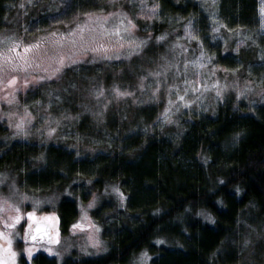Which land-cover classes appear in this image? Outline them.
<instances>
[{
  "label": "trees",
  "instance_id": "16d2710c",
  "mask_svg": "<svg viewBox=\"0 0 264 264\" xmlns=\"http://www.w3.org/2000/svg\"><path fill=\"white\" fill-rule=\"evenodd\" d=\"M151 1L159 9L152 14L153 28L144 33H167L160 43H169L178 24L192 20L198 42L211 53L213 65L238 67L244 61L224 54L221 45L211 49L216 21L227 29L245 30L264 39L259 27L261 0H216L214 8L212 0ZM132 6L128 4L131 12ZM133 18L143 30L135 11ZM99 67L88 72L71 68L64 85L73 90L94 86L99 84L96 77L104 75L100 88L109 93L112 71L102 73ZM84 76L89 79L83 80ZM129 85L120 80L117 84ZM65 94L63 99H67ZM129 100L124 98L125 106L108 103L102 120L97 115L96 120L78 114L69 104L62 108L67 114L79 115L70 127L77 139L86 144L98 139L102 149L93 157L78 155L75 159L77 153L67 150L64 158L59 142L48 155L23 143L4 150L7 153L0 158V168L18 170L21 181L30 187L61 188L70 180L74 184L88 176L82 177L83 182L89 180L97 193L114 184L125 194L124 216L113 230L104 229L107 252L97 257L70 255L62 264H127L144 250L151 256L150 264H264V103L253 105L231 98L221 102L214 114H189L180 131L171 134L165 126L157 127V105L133 109ZM129 109H133L131 114ZM106 135L113 144L103 140ZM59 214L66 232L78 214L76 201L64 198ZM21 262L29 264L24 258ZM30 262L58 264L43 253Z\"/></svg>",
  "mask_w": 264,
  "mask_h": 264
},
{
  "label": "rangeland",
  "instance_id": "374dc122",
  "mask_svg": "<svg viewBox=\"0 0 264 264\" xmlns=\"http://www.w3.org/2000/svg\"><path fill=\"white\" fill-rule=\"evenodd\" d=\"M204 3L205 1L202 4L204 5ZM61 4L62 0H0V50L8 46L6 42H3L5 37L20 39L23 43H32L40 40L41 47L33 49L29 55L40 60L42 66H49L51 64L50 57L53 54L59 52L68 54L70 51L69 45H65L62 49H54L49 43L52 39L49 36L50 32H65L76 23L84 24L85 18L82 15L83 12L103 15L121 10L128 13L132 18L135 11L137 18L142 22V26L145 27L141 30L137 25L136 29L132 30L134 37L138 39L150 37L149 44L139 55L133 54L130 59L125 58L123 54L117 58L114 55L117 49L111 46L118 44L119 41L114 35L112 37L103 35L98 22L92 20L88 21V27L92 28L95 26L96 30L94 32L86 30L83 43L85 46H95L98 43L109 45L108 56H111V59H108L103 52L93 53L88 51L84 53L83 51H78L76 56H82L83 59L75 65L67 66L63 72L65 75L63 78H61L62 74L59 78L35 84L32 83L33 77L42 73L29 72L25 74L24 72H20L16 100L12 104L6 102L3 98V91H0V158L4 157L7 153L4 150H13L16 146L23 143L28 145V148L32 150L39 148L41 155L45 152L48 155L51 154L50 148L59 142L61 146L57 147L62 150L61 156H64V158H66L65 153L67 152L65 151L67 150L74 154L77 153L75 159H77L78 155H82L81 158L85 155H87V158L89 156L93 157L95 153L102 149L97 142L98 139L93 138L90 144H86L83 140L77 139L74 136L73 127L72 129L70 128L74 124L75 119L79 117V113H85L89 118L97 120L96 115L102 112V115H97L102 120L104 108H106L105 105L108 103L122 102L121 104L125 106L124 98L126 97L117 98L112 93L113 86H117L120 80L125 84L130 83L129 88L118 87L121 90H129L133 93L129 97L133 109L138 105L153 104L157 105L155 114L161 116L164 108L168 105V100H176L175 91L173 90L170 94L168 86L179 84L181 94H184L183 80L189 79L195 81L198 79L192 65H189L187 75L185 76L183 71L184 60H194L200 56L202 50L209 60L201 61L204 63V68L200 70V74L203 77L200 83L212 84L214 80H219L222 87L227 85L222 90L221 98L217 97L214 87L208 88L206 91L201 89L195 93L189 92L185 98L192 100L193 104L184 107L181 101H177L179 111L175 110L177 105H173L172 122L160 119L157 122L158 128L164 129L165 126L171 134H177L183 125L184 119L189 114L199 116L214 114L221 102L228 101L231 98L237 101L243 100L253 105L259 102L264 103L261 93V90L264 89V44H261V42H264V39H260L261 35H258L256 38L247 34L245 30L238 29L230 32L227 28L220 27L219 32H214V45H212L213 48L211 47V49L216 50L215 46L221 45L224 54L229 53L238 58L243 57L244 61L238 67L219 66L213 65L211 53L204 49L202 44L197 40H189L185 35L184 26L188 22L178 24L173 31L174 35L172 36H174V39L170 38L171 41L169 43L167 41L163 43H160L162 41L157 42L155 38L160 36L158 34L144 33L153 28L151 9L156 4L154 1L78 0L76 9L67 15L57 13L56 10ZM128 4L133 5L132 8L134 10L132 12L128 9ZM261 5L262 0L259 6V27L264 34V27H261L262 23H264V12L261 11ZM95 9L100 11H94ZM101 10L103 11L101 12ZM138 13L143 14L137 15ZM176 20L179 21L178 18ZM119 21V16L111 17L104 22V28L111 30L113 27L119 26ZM121 34L123 35V33ZM197 34L198 29L193 22V35L197 36ZM92 36H95L94 40L91 39ZM178 37L181 38L178 43L183 45L187 51H183L179 47L172 48V45L177 43ZM247 37H251V39ZM131 38L130 36H125V48L119 49L120 53H126V42ZM242 38L245 39V43L239 45V51H236L238 41ZM76 56L73 58L75 59ZM168 61H172L173 63L178 62L180 67L179 74H177L175 68H171L167 76L163 72L159 77L148 75L151 71H160L158 66ZM96 65L100 66L99 71L102 73L112 71L110 76L113 81L111 85L113 86L109 88V93L104 92L102 97L97 98L92 92L94 88L99 89L101 87L102 82H104V75H102L103 78L100 77L98 79V76L96 77L97 82H99V84H96L99 88L95 84L94 86L78 87L73 90L64 85L68 75H70L69 70L71 68L78 67L80 71L86 70L88 72L95 70ZM135 73H137V77H135ZM8 76L9 73L5 71L4 79L6 80ZM141 76L145 77L143 89L139 86ZM25 78L30 81L27 87L23 84ZM132 78L133 81L130 80L128 82ZM82 79L88 80L89 78L88 76H84ZM249 81H251L250 84L248 83ZM158 82L159 91L154 94L152 90L157 87ZM63 85L66 88L62 87ZM9 91L11 90L9 89ZM238 92L243 93V95L238 96ZM49 93H52V95L50 96ZM63 94H65V98L72 100L63 99ZM154 95L155 98H153ZM56 97H60V99L57 100ZM68 104L73 109H77V117L76 114H67V111L62 110ZM25 105H27L28 112L31 113L30 117L25 115ZM125 109L126 107L123 108L124 111H126ZM133 109H129L130 112L128 113L131 114ZM12 113L14 115H10ZM21 118L24 119L23 128L17 129L15 125ZM49 126L56 129L55 133L51 136L47 132ZM103 140L106 143L113 144L111 136L106 135L103 137ZM62 144H66L68 149L66 146H62ZM22 168L26 172V166ZM21 176L22 174L18 170H13L7 166L0 168V181H2L0 183V200L7 201L4 211L0 212V219H7L9 216L16 215L15 207H19L20 214L23 216L14 229L5 228L4 224L0 223V230L11 234V251L16 253V256L12 257L10 252L0 251V256L6 259L8 264H21L22 258L26 259L30 264V260L37 253L46 254L49 257L55 258L58 264H62L64 259L70 255L97 257L107 252L104 229L108 231L113 230L126 212L122 211L126 204V196L118 186L110 184V186H104L101 193H97L91 188L89 180L83 182V178L88 176H81L79 179L80 183L75 181L72 184L74 181L70 180V182L68 181V185L61 188H36L22 182ZM114 188H118L124 194L123 199H121L119 193L113 190ZM64 198L75 200L78 208V214L70 223L66 232L61 227L59 214L60 203ZM30 212L34 214L32 218L27 216V213ZM39 221L47 222L52 226L54 242L51 240L48 242L42 241L41 243L24 241L23 236L25 231L32 228L33 224ZM9 223H11V220H9ZM30 225L31 227H29ZM74 225H76L75 228L73 227ZM97 241L98 243H96ZM0 246L6 247V241L0 239ZM26 249H33L31 257L28 256L25 251ZM49 249H52V251L49 252ZM142 252L147 251L139 252L127 264H140L139 257ZM148 257L151 259L149 254ZM150 259L147 260L146 264H150Z\"/></svg>",
  "mask_w": 264,
  "mask_h": 264
},
{
  "label": "snow or ice",
  "instance_id": "6c2138e0",
  "mask_svg": "<svg viewBox=\"0 0 264 264\" xmlns=\"http://www.w3.org/2000/svg\"><path fill=\"white\" fill-rule=\"evenodd\" d=\"M216 0H212V6L214 8ZM78 0H62V4L60 7L57 8V13L60 15H67L68 13L74 11L77 7ZM23 7V5H21ZM159 9V4H154L151 11L153 15H156L157 10ZM103 10H101L102 12ZM261 11L264 12V0H262L261 5ZM143 13H138L137 15H141ZM83 17L85 18L84 24L76 23L74 26H71L67 31L65 32H56L52 31L49 33V36L52 37V39L49 41V43L52 45L54 49H62L65 45L70 46V51L68 54H64L63 52H59L56 54H53L50 57L51 64L49 66H42L41 61L37 60L35 57H32L29 55V53L33 49H39L41 47V41L36 40L32 43H23L20 39H12L11 37H5L3 42H6L8 46L2 50H0V91H3L4 96L3 98L6 100L8 104H12L16 100V91H17V84L20 80L19 73L24 72L25 74H28L29 72H39L42 74L35 75L32 79V83H39L42 81H48L53 78H59L63 72L65 71L66 67L69 65H75L80 60L83 59L82 56H76V53L78 51H83L84 53H87L88 51H91L93 53L103 52L105 56H107L108 59H111V56H108L109 52V45L104 43H98L95 46L89 45L85 46L83 43L84 40V34L85 31H92L94 32L95 26L92 28L88 27V21L95 20L99 24V28L102 31L103 35L107 37H112L113 35L117 38L119 41L118 44L112 45L111 47L116 48L117 52L114 53V55L119 58V55L123 54L125 55V58L130 59L133 54L139 55L144 48L149 44L150 37L144 38V39H138L134 37L133 29H136L137 25L135 24L132 17L128 15V13L121 11L118 12H109L107 14H94L92 12H83ZM119 16V26L113 27L111 30L104 28V22H106L109 18ZM213 20H216L215 14L213 13ZM127 21V23H125ZM122 26V27H121ZM185 35L188 37L189 40H197L199 41V36L193 35V21L189 20L187 24H185ZM220 27L227 28V25L222 24V22L216 21V27H214L212 30L213 32H219ZM261 27H264V23H262ZM230 32L233 31L232 29H228ZM123 33V35L121 34ZM125 36L132 37L131 39L127 40V49L126 53H120L119 49L125 48ZM167 37V33H164L160 36H157L155 39L157 42L164 41ZM248 39H251V37H247ZM91 39H95V36H92ZM177 40V43L172 45V48L175 49L179 47L183 51H187L186 48H184L183 45L179 44ZM255 42V41H253ZM245 39L242 38L238 41L237 49L236 51H239V45L244 44ZM76 56L74 59L73 57ZM166 59V58H165ZM209 58L206 57L204 51L202 50L200 52V56L196 57L194 60H184V68L183 71L185 73V76L187 75L188 67L189 65L193 66V71L195 74H197L198 79L197 80H189L184 79L183 80V93L181 94V88L179 84H171L168 86V91L171 94L173 90L176 94V100L169 99L168 105L164 108L163 113H161V116L157 118V121L159 122L161 117L166 122H172L171 121V115L173 111V105H177V101H181L183 103L184 107H188L193 104L192 100H188L185 98V96L189 93H195L197 91H200L201 89L207 90L208 88H215V91L217 93V97L221 98L222 90L224 87H227V85H224L223 87L220 85L219 80H214L212 84H206V83H200V80L203 79L202 75L200 74V70L204 68V63L201 61H208ZM160 71H151L148 73L149 76L152 77H159L161 76V73L165 76H167V73L169 69L175 68L177 74L180 72V67L178 62L173 63L172 61H168L165 64L159 65ZM7 71L9 73L8 78L4 79V73ZM234 71V70H233ZM15 73V74H12ZM145 80L144 76L140 77V88H144L143 81ZM249 84L251 81L248 82ZM23 84L27 87L30 84L29 79L25 78L23 80ZM75 87V85H73ZM9 89L11 91H9ZM153 93L159 91V82L157 83V87L154 88ZM94 95L97 98H100L104 95V90L102 88L96 89L94 88L92 90ZM112 93L115 97H131L133 95L132 92L127 90H121L118 86H113ZM262 98H264V89L261 90ZM51 96L52 93H49ZM243 95V93L238 92V96ZM155 98V95L153 96ZM57 100L60 99V97H56ZM39 103V102H37ZM107 107V105H105ZM176 111H179V105L175 108ZM14 115V113L10 114ZM25 115L31 116V113L28 112L27 105H25ZM97 115H102L101 113H98ZM59 123V121H57ZM24 125V119L21 118V120L16 123L15 127L17 129H22ZM56 129L52 127H48L47 132L48 135L51 136L53 133H55ZM27 135V133H25ZM239 133H236L235 136H239ZM42 158V157H41ZM2 183V181H0ZM114 191L120 194L121 199L124 198V194L120 192L118 188H114ZM7 203L6 200H0V212L4 211L5 204ZM91 206V205H90ZM13 207H15L13 205ZM15 212L17 213L14 216H9L7 219H0V223H3L5 228L14 229L16 224L23 218L22 214H20L19 207H15ZM33 213H27V216L29 218L33 217ZM210 219V217H209ZM9 220H11V223H9ZM31 227V225L29 226ZM74 228L76 225L73 226ZM39 231V229H37ZM0 239H3L6 241V247L0 246V251H8L10 252V255L12 257L16 256V253L14 251H11V234L5 233L3 230H0ZM32 239L35 240L36 237L33 235ZM98 243V241L96 242ZM157 243H160V241H157ZM245 245L249 243V241L246 239L244 241ZM29 257L32 255L33 249H26L25 250ZM52 249H49V252H51ZM58 255V254H57ZM150 259L148 257L147 252H142L139 257L140 264H146L147 260ZM0 264H8V261L4 259L2 256H0Z\"/></svg>",
  "mask_w": 264,
  "mask_h": 264
},
{
  "label": "water",
  "instance_id": "95a60500",
  "mask_svg": "<svg viewBox=\"0 0 264 264\" xmlns=\"http://www.w3.org/2000/svg\"><path fill=\"white\" fill-rule=\"evenodd\" d=\"M37 229H39V231H37ZM31 231L33 232V234H31L28 237L30 242H40V243L42 241L48 242L51 238V225L47 222L44 221L36 222L31 228ZM33 235L36 237L35 240L32 239Z\"/></svg>",
  "mask_w": 264,
  "mask_h": 264
},
{
  "label": "flooded vegetation",
  "instance_id": "af4514ba",
  "mask_svg": "<svg viewBox=\"0 0 264 264\" xmlns=\"http://www.w3.org/2000/svg\"><path fill=\"white\" fill-rule=\"evenodd\" d=\"M35 223H36V222H35ZM35 223H34V224H35ZM34 224H33V225H34ZM29 229H30V228H29ZM26 232H27V233H25V236H24L23 238H24V241H25V242H29L28 237H29L31 234H33V232L31 231V229H30V230H27ZM53 236H54V233H53L52 226H51V238H50V240L54 242ZM50 240H49V241H50Z\"/></svg>",
  "mask_w": 264,
  "mask_h": 264
}]
</instances>
